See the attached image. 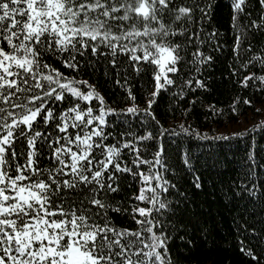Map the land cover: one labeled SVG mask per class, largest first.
I'll list each match as a JSON object with an SVG mask.
<instances>
[{
  "label": "snow or ice",
  "instance_id": "snow-or-ice-1",
  "mask_svg": "<svg viewBox=\"0 0 264 264\" xmlns=\"http://www.w3.org/2000/svg\"><path fill=\"white\" fill-rule=\"evenodd\" d=\"M256 34L264 35V0H0V264H183L197 240L216 247L211 208L198 200L207 188L201 168L225 161L201 165L184 139L254 141L264 118L210 137L186 119L166 126L154 105L172 88L177 102L208 91L211 78L201 79L202 70L226 47L237 65L229 66L230 77L258 65L260 74L238 82L264 92ZM98 66L106 75L112 70L124 93L119 102L77 78ZM252 105L237 95L226 109L205 107L239 116ZM129 116L139 130L131 122L122 128ZM165 137L176 140L165 144ZM256 154L250 144L245 176L253 175ZM224 194L264 204V180H242ZM237 215L239 253L248 264H264V226L250 224L243 210ZM206 264L232 262L226 256Z\"/></svg>",
  "mask_w": 264,
  "mask_h": 264
},
{
  "label": "trees",
  "instance_id": "trees-1",
  "mask_svg": "<svg viewBox=\"0 0 264 264\" xmlns=\"http://www.w3.org/2000/svg\"><path fill=\"white\" fill-rule=\"evenodd\" d=\"M252 7L255 8V4ZM225 14L226 10L221 8L219 15L224 16ZM253 43L256 50L264 48V35L256 34ZM215 55L219 56V60L211 67L202 70L201 79L207 81L209 77L211 78L208 91L202 89H197L195 92L189 91L184 100L177 102L173 99V93L176 92V89L172 88L171 91L163 93L158 104L154 105L157 118L161 119L166 126L172 124L173 121L180 122L186 119L194 128H199L201 132L207 131L211 137L213 134H219L220 132H223L225 135L230 134L232 132L231 127L241 123L243 120L250 119L252 121L257 116L264 118V114L256 112V109L264 105V92L257 91L251 83L247 88H244L238 82L248 72L260 74L259 66L249 67L246 71L241 69L238 76L230 77L229 66L236 67L237 65L233 62L228 48H224L223 52L215 53ZM225 57L228 58L225 59ZM60 67L67 75H74L71 71L64 69L62 66ZM128 76L129 82L133 84V90L137 94L138 101H142L143 97L139 92L140 81L135 78V74L130 69L128 70ZM77 78L87 79L90 83L96 84L98 90L105 94L106 98H110L109 103L112 101L119 102L124 95L123 90L114 83L112 70L109 69L106 75L103 66H98L95 72L82 73ZM121 78H123V70H121ZM142 78L144 80L148 79L146 76ZM256 83L258 84L259 81ZM237 95L246 96L253 101L252 106H242L239 116H234L227 111H225L224 115H213L206 110L205 106L210 103H215L218 107L226 109L231 100ZM193 97L196 98L197 103L194 106H190L189 101ZM186 108H189L190 111L185 117L184 109ZM115 122L121 123V118L116 117ZM129 122L132 125L131 131L135 132L139 130L136 118L131 116L123 122L122 128H128ZM175 140L176 137H165V144H168L169 141L175 142ZM189 144L191 145L192 153L200 156L201 165L204 164L205 160L211 165L216 158L225 161V163L216 167H209L207 171L201 168V171L204 172L207 188L200 194L198 200L203 208H211L214 217L211 223H213L215 228L214 239L216 247H213L210 241L201 242L197 240L188 261H184L183 264H198V262L206 264V261L209 259L220 261L226 256L230 258L232 264H248L247 258L242 256L237 248V238L239 235L237 224L240 223V217L237 213L243 210L244 218L250 224H255V227L259 229L264 226V224L259 222L261 221L260 210L264 207V204L260 201L233 200L230 196L225 195L224 192L230 185L239 184L242 180H255L257 183L264 180V132L258 131L255 133L254 141L250 137H244L239 141L233 140L225 144L223 141L198 140L192 137L191 140L184 139L183 147L185 150H187ZM250 144L255 148L257 154L253 166V175L245 176L248 167L247 161L243 157ZM220 146H223V151ZM176 166H180L178 161L176 162ZM186 179L190 181L192 177L189 175ZM210 181L214 182L215 187L209 183ZM181 183L183 184V181ZM184 187H187V184H184ZM134 190L135 185H133L130 191ZM234 204H239V208L233 210ZM119 223L128 225V218H122ZM177 249L185 256H188L187 250L179 245V243H177Z\"/></svg>",
  "mask_w": 264,
  "mask_h": 264
},
{
  "label": "rangeland",
  "instance_id": "rangeland-1",
  "mask_svg": "<svg viewBox=\"0 0 264 264\" xmlns=\"http://www.w3.org/2000/svg\"><path fill=\"white\" fill-rule=\"evenodd\" d=\"M262 114H264V113H262ZM249 119V118H248ZM261 119V117L260 116H257V117H255L252 121L249 119V120H243L241 123H239V124H236V125H233L232 127H231V131H237V130H240V129H242V128H244V127H246V126H251L252 124H254L256 121H259Z\"/></svg>",
  "mask_w": 264,
  "mask_h": 264
}]
</instances>
